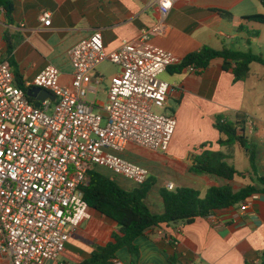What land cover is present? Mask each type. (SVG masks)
<instances>
[{
    "label": "crops",
    "instance_id": "obj_1",
    "mask_svg": "<svg viewBox=\"0 0 264 264\" xmlns=\"http://www.w3.org/2000/svg\"><path fill=\"white\" fill-rule=\"evenodd\" d=\"M45 10L51 13L49 27H43L39 19ZM224 12L231 16L224 17ZM254 14H264L260 0H183L175 3L166 17L155 0H16L10 21L0 9V59L14 61L23 87L46 65L55 66L60 83L68 85L73 72L68 51L77 42L100 31L104 49L110 52L123 41L136 38L142 28L158 22H162L161 33L152 36L150 43L173 53L179 62L204 46L251 51L264 58V25L244 19ZM8 44L13 47L11 54L7 53ZM222 65L223 59L215 58L197 72L187 68L174 72V65L168 67L160 75L170 85L162 112L177 120L168 151L141 148L147 154L132 159L123 153L125 158L145 164L140 165L155 178L145 198L153 213L163 211L159 190L166 188L167 183L173 184L174 189L194 188L202 196L211 185L227 184L237 192L252 183L249 175L227 181L190 171L192 156L205 149L222 153L238 171L249 170L248 156L242 147L218 144L220 134L214 122L219 115L227 121L243 116L244 134L255 147L257 173L264 176V66L252 63L249 76L234 81L231 70H224ZM96 74L102 80L87 99L101 105L115 75L106 83L98 68ZM100 92L104 93L103 99ZM243 159H247V166L241 162ZM245 201L246 209L242 210ZM245 201L196 218L191 224L152 227L133 241L137 257L127 247H121L114 258L123 264L257 263L264 253V193ZM89 212L90 218L71 232L64 252L44 264H80L90 258L97 246L112 242L114 234L121 235L117 222L92 208ZM0 264H8L1 252Z\"/></svg>",
    "mask_w": 264,
    "mask_h": 264
},
{
    "label": "built area",
    "instance_id": "obj_2",
    "mask_svg": "<svg viewBox=\"0 0 264 264\" xmlns=\"http://www.w3.org/2000/svg\"><path fill=\"white\" fill-rule=\"evenodd\" d=\"M155 1L166 17L183 0ZM39 19L43 27L51 25L49 11ZM161 27L158 22L142 28L110 52L100 31H94L68 51L73 69L68 85L60 83L55 66L46 65L21 87L9 63L0 59V252L8 264H44L64 252L71 232L90 218L83 188L95 167L139 186L150 171L123 156L127 147L168 151L177 120L162 112L170 85L160 75L179 59L150 43ZM104 61L116 64L119 72L99 105L87 95L100 84L96 69ZM33 86L55 99L35 107L26 94ZM166 188L174 186L167 183ZM110 264L123 263L113 258Z\"/></svg>",
    "mask_w": 264,
    "mask_h": 264
},
{
    "label": "trees",
    "instance_id": "obj_3",
    "mask_svg": "<svg viewBox=\"0 0 264 264\" xmlns=\"http://www.w3.org/2000/svg\"><path fill=\"white\" fill-rule=\"evenodd\" d=\"M264 7V0H260ZM16 0H0V9L8 21L11 20ZM229 18L230 13H223ZM245 20L264 25V14H254L244 17ZM7 53L11 54L13 47L7 45ZM215 58L223 59V69L231 70L234 81L245 80L250 74L252 63L264 66V58L251 51L233 50L222 47L220 50L204 46L199 51L187 54L178 64L173 66L174 72H180L188 67L205 69ZM14 69L16 83L23 87L24 83L15 70V63L8 58ZM245 120L238 115L235 121H227L223 116L215 118L214 127L218 130L220 146L230 147L238 144L248 156L250 168L248 171H238L220 152L205 149L200 154L192 156L190 171L195 174H207L233 180L235 177L252 179L237 192L229 185H211L202 196L199 190L189 187H178L173 190L161 188L159 194L163 201V211L153 213L145 203L148 192L155 184V178L149 176L146 182L132 189L122 188L114 177L100 173L97 168L89 172V182L83 188V198L90 208L114 220L119 225L121 235L114 234L113 241L104 246H97L89 259L80 264H110L116 252L121 247H127L129 252L137 257V248L133 241L143 235L146 230L162 224H191L196 218L205 217L216 210L234 206L244 202L250 196L264 193V176L257 173L255 147L244 134ZM264 264V253L257 263Z\"/></svg>",
    "mask_w": 264,
    "mask_h": 264
},
{
    "label": "rangeland",
    "instance_id": "obj_4",
    "mask_svg": "<svg viewBox=\"0 0 264 264\" xmlns=\"http://www.w3.org/2000/svg\"><path fill=\"white\" fill-rule=\"evenodd\" d=\"M99 71L101 72V75L105 78V82L107 83L108 80H110L112 78V76L115 75L116 72H118L119 68L116 64L114 63H111L109 61H104L103 63H101L98 67ZM100 89H102V86L99 87ZM92 96L89 95V98H91ZM99 97L101 99L104 98V93L100 92L99 94ZM173 104V103H172ZM148 151L144 150V149H141V148H138L136 146H129L127 147L126 151H125V155L132 159V158H139V157H142V156H145L147 154ZM241 162L244 163V166H247L248 163H247V159H243L241 160ZM139 164H142V165H145L143 163H139ZM97 170L106 175V176H111V177H114L116 182L124 189H132L134 187H137L138 185L135 184L133 181L129 180V179H126V178H123L121 176H116L114 175L110 170L104 168V167H97Z\"/></svg>",
    "mask_w": 264,
    "mask_h": 264
},
{
    "label": "water",
    "instance_id": "obj_5",
    "mask_svg": "<svg viewBox=\"0 0 264 264\" xmlns=\"http://www.w3.org/2000/svg\"><path fill=\"white\" fill-rule=\"evenodd\" d=\"M26 94L27 96L35 100L34 105L35 107L38 108L40 107L41 102L44 101L45 99L47 98H49L50 100L55 99L52 93H50L46 89H42L36 86L28 88Z\"/></svg>",
    "mask_w": 264,
    "mask_h": 264
}]
</instances>
